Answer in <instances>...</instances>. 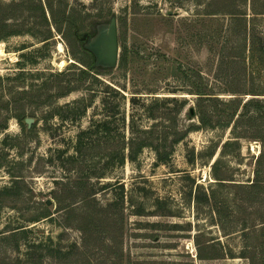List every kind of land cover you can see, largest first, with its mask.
Segmentation results:
<instances>
[{
  "label": "rangeland",
  "instance_id": "obj_1",
  "mask_svg": "<svg viewBox=\"0 0 264 264\" xmlns=\"http://www.w3.org/2000/svg\"><path fill=\"white\" fill-rule=\"evenodd\" d=\"M112 20L118 61L95 64ZM0 35V264H264V160L255 175L264 66L257 54L246 53L245 67L230 62L243 48L237 37L248 49L253 36L264 45V0H0ZM205 82L220 100L259 104L227 105L241 115L198 128L193 114ZM172 98L177 104L160 102ZM109 108L120 131L125 118L126 137L134 114L136 130L153 131L150 141L167 159L144 148L100 179L122 190L101 192L92 179L102 207L88 215L84 241L77 211L67 225L53 197L56 180L87 176L93 163L80 160L64 173L59 157ZM18 117L33 119L29 134ZM189 125L197 128L170 143ZM216 160L220 180L212 176Z\"/></svg>",
  "mask_w": 264,
  "mask_h": 264
},
{
  "label": "trees",
  "instance_id": "obj_2",
  "mask_svg": "<svg viewBox=\"0 0 264 264\" xmlns=\"http://www.w3.org/2000/svg\"><path fill=\"white\" fill-rule=\"evenodd\" d=\"M50 6V4H49ZM40 10L43 11L42 7H38ZM50 11L52 12V9L50 7ZM260 14V13H259ZM231 15L234 17V19H243L244 14H240L237 11H234L231 13ZM246 28V25L244 26V29ZM3 38V35H0V39ZM243 42L241 43L243 48L241 50V53L239 56H235L230 60L233 64H243L245 67L246 62V53L249 54L248 58H251L252 56L258 55V58L256 57V60L258 63L263 64L264 66V45H261L258 39V42H255V36L252 37L253 47L247 48V39L246 37L238 38L237 41ZM257 43V44H256ZM257 48H255V47ZM239 54V53H238ZM242 55V56H241ZM124 53L121 54L119 59V65L123 64L124 61ZM224 62H220V68L222 69L224 66ZM245 73V69H242L241 73H238L237 77H242ZM214 89L208 87V85L205 83H202L197 91L198 100H197V107L195 109V113L193 114L194 117L197 119L198 128H208V129H214V126L218 122H222L223 119L227 120L228 123L234 118V115L239 117L241 114H236L235 110H231L230 107L227 109V105L233 106L235 103L242 104L241 110L247 109V106L255 103V105L259 104V101H253V100H246L241 101L240 98L234 97L230 98L229 100H220L216 93H214ZM230 92V91H229ZM232 95H238L237 93H233ZM156 102L159 100L155 99ZM160 102L166 103V102H174L177 104V101L172 99H165L161 100ZM221 103L224 105L225 110H212L208 108V105L205 103ZM264 103V99L261 101ZM204 103V105L202 104ZM235 112V113H234ZM149 116H152L150 112H147ZM26 118L18 117V120H23L25 123ZM123 119V125L122 129L120 131V128L118 127L117 122L119 121L118 117H116V114L113 112V109L109 108L106 110V115H103L101 119L91 121V124L89 127L85 130L79 131L76 136L73 143L72 148V154L66 155V158L60 159L61 166L63 168V172L66 173L69 171V166L72 164L80 163V160L82 162H87L88 160L92 161V166L90 169V172L87 174V176H77L74 180V178H69L68 176L64 177V179H59L55 181V184L60 185V189L58 191V194L54 195L53 199L55 200L57 209L59 211L65 210L67 218V225L70 224V217L73 213H76L77 211V217L78 221L75 225V229L79 230L83 236V240L85 241V230L86 226L89 223L88 221V215L91 213L92 210H95L96 208L102 207V205L98 204L96 201V193L93 191L94 185L91 184L92 179H95L97 184H99V190L101 192L105 191H113L114 189L118 188L120 190L123 189V184L118 182L116 184H110V183H100V179L103 178L104 175H106L107 171L112 169L115 166H122L126 161H135V159L138 157V155L142 152L144 148H153L155 151V156L157 162H164L167 159V153L160 150L158 147H153L152 141H150V138L153 137V131L143 130V131H137L136 130V121L134 114L129 116V122L127 124L128 127V133L129 137L125 136L124 128L126 127L125 118ZM31 128L24 131L23 134H29L32 130L33 126H30ZM197 127H193V125H189L182 133L181 132H174L172 134L173 139L170 141V143L175 144L178 143L180 140H182L188 133L196 129ZM137 133H140L141 135H145L144 137L137 136ZM152 136V137H151ZM163 136V135H162ZM152 140V139H151ZM157 141H164L166 140L165 136L160 137L159 139H156ZM105 141H115L120 142V146H114L112 148L108 147H102L100 145L101 142ZM228 142V141H227ZM226 144V143H223ZM160 147V146H159ZM164 149V148H162ZM67 154V152L62 151L60 154ZM97 158L99 162H94V159ZM264 160V142L261 140V152L257 158V163L259 164L255 175L258 176V172L260 167L262 166V163ZM100 168L97 169V163L100 164ZM218 161H214L211 165V171L212 176L215 180L218 179V176L216 175V167L218 165ZM80 165V164H79ZM72 170V169H71ZM220 184V183H217ZM253 185V183L251 184ZM69 199V200H68ZM65 200H68L66 204H64ZM79 200V201H78ZM40 207L45 210L47 208L46 202H41ZM52 205V204H51ZM50 205V206H51ZM49 207V206H48ZM141 210V209H140ZM139 213H136L137 215L141 214V211H138ZM70 226V225H69Z\"/></svg>",
  "mask_w": 264,
  "mask_h": 264
},
{
  "label": "water",
  "instance_id": "obj_3",
  "mask_svg": "<svg viewBox=\"0 0 264 264\" xmlns=\"http://www.w3.org/2000/svg\"><path fill=\"white\" fill-rule=\"evenodd\" d=\"M97 62L95 64H105L109 66L116 65L119 58V46L117 37L116 23L112 20L109 24L107 33L102 40V47L96 52ZM191 115L193 114L192 109H190ZM33 122V119L26 118L25 124L29 128ZM52 202L50 200L46 201V205L50 206Z\"/></svg>",
  "mask_w": 264,
  "mask_h": 264
},
{
  "label": "bare ground",
  "instance_id": "obj_4",
  "mask_svg": "<svg viewBox=\"0 0 264 264\" xmlns=\"http://www.w3.org/2000/svg\"><path fill=\"white\" fill-rule=\"evenodd\" d=\"M57 50H58L60 53H62V52L64 51V50H63V45L59 43V44L57 45ZM2 55H5V54H4L3 49H0V56H2ZM57 65L60 66V67H64V66L66 65V62L62 60V61H60Z\"/></svg>",
  "mask_w": 264,
  "mask_h": 264
}]
</instances>
